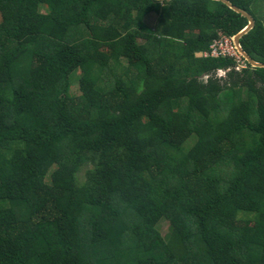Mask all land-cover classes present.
Wrapping results in <instances>:
<instances>
[{
  "label": "trees",
  "instance_id": "16d2710c",
  "mask_svg": "<svg viewBox=\"0 0 264 264\" xmlns=\"http://www.w3.org/2000/svg\"><path fill=\"white\" fill-rule=\"evenodd\" d=\"M229 1L264 63L261 0ZM247 25L213 0H0V264H264V69L201 55Z\"/></svg>",
  "mask_w": 264,
  "mask_h": 264
},
{
  "label": "built area",
  "instance_id": "2783aa9c",
  "mask_svg": "<svg viewBox=\"0 0 264 264\" xmlns=\"http://www.w3.org/2000/svg\"><path fill=\"white\" fill-rule=\"evenodd\" d=\"M204 57L211 58H231L236 63L238 70H244L248 68L249 63L238 52L237 47L233 41V37L220 35V38L215 40L210 47V51L201 53Z\"/></svg>",
  "mask_w": 264,
  "mask_h": 264
},
{
  "label": "water",
  "instance_id": "95a60500",
  "mask_svg": "<svg viewBox=\"0 0 264 264\" xmlns=\"http://www.w3.org/2000/svg\"><path fill=\"white\" fill-rule=\"evenodd\" d=\"M217 2H221L225 4L227 7H229L234 12L241 14L243 17H245L248 20V25L240 31L237 35L233 37V41L237 47L238 52L242 55V57L253 67V68H260L264 69V63L258 62L255 59H253L243 48L241 44V39L247 35L254 27H255V20L254 18L247 13L246 11L238 8L237 6L233 5L229 0H213Z\"/></svg>",
  "mask_w": 264,
  "mask_h": 264
},
{
  "label": "rangeland",
  "instance_id": "374dc122",
  "mask_svg": "<svg viewBox=\"0 0 264 264\" xmlns=\"http://www.w3.org/2000/svg\"><path fill=\"white\" fill-rule=\"evenodd\" d=\"M160 3H164V2H166V1H168V0H158ZM260 5H261V10L263 9L264 10V0H261V2H260ZM43 12H46V10L45 9H43L42 10ZM156 16L155 15H150V16H148L147 18H146V20H145V23H146V25H148V26H150V27H154V25H155V22H156ZM82 76H83V73H82V71H77L76 73H74L73 75H72V81L74 82V84H75V87H74V90H73V92L75 93V94H77V95H79V81H80V79L82 78ZM160 232H161V234H162V236H166L167 234H168V232H169V230H168V223H162L161 224V226H160Z\"/></svg>",
  "mask_w": 264,
  "mask_h": 264
},
{
  "label": "clouds",
  "instance_id": "9594fccd",
  "mask_svg": "<svg viewBox=\"0 0 264 264\" xmlns=\"http://www.w3.org/2000/svg\"><path fill=\"white\" fill-rule=\"evenodd\" d=\"M250 65V64H249ZM251 66V65H250ZM252 67V66H251Z\"/></svg>",
  "mask_w": 264,
  "mask_h": 264
}]
</instances>
